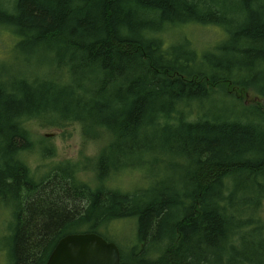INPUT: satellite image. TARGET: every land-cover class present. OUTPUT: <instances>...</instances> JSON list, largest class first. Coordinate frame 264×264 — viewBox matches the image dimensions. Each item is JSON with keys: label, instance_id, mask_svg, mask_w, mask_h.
<instances>
[{"label": "trees", "instance_id": "trees-1", "mask_svg": "<svg viewBox=\"0 0 264 264\" xmlns=\"http://www.w3.org/2000/svg\"><path fill=\"white\" fill-rule=\"evenodd\" d=\"M188 26L218 38L200 47ZM0 33L46 56L37 77L0 72L5 264H45L81 233L120 264H264V0H0ZM248 90L260 105L239 103ZM216 95L232 108L193 111ZM32 121L104 143L83 169L33 171ZM125 172L141 174L129 192L112 185ZM122 221L126 249L110 233Z\"/></svg>", "mask_w": 264, "mask_h": 264}, {"label": "rangeland", "instance_id": "rangeland-1", "mask_svg": "<svg viewBox=\"0 0 264 264\" xmlns=\"http://www.w3.org/2000/svg\"><path fill=\"white\" fill-rule=\"evenodd\" d=\"M186 33V37L192 39L193 42L200 45V47H205V45L211 44L215 39L218 38L217 30H208V27L202 26H188L182 32ZM14 40H11L7 34L0 33V72L9 77L19 76L17 70H21L24 74H33L37 77V72L39 69L43 68L46 56L38 54L24 55L21 51L16 49L13 45ZM36 73V74H35ZM246 97V98H245ZM245 97L240 98L239 103L241 105L251 106L254 99L257 97L252 91H247ZM259 100V99H255ZM260 105V100L258 101ZM233 103L230 100H225L222 95L214 96V100L202 109H196L193 111L207 112L211 111L212 108L215 109V113H224L232 108ZM191 117L198 118L192 113ZM32 133L33 148L30 153L23 155L26 162L31 170L36 171L37 169H47V167H52L57 163L63 162H73L79 164L80 168L83 169L87 163V158H94L104 140L100 142H84L81 136V130L79 125L71 124L63 128H53L49 127L42 122L32 121L29 124ZM45 135H49L48 141L44 140ZM49 150L53 151L54 156L45 157L43 154L47 153ZM79 169L78 176L82 179L90 180V170L83 171ZM46 171V170H44ZM41 174L43 172H35ZM143 173V172H141ZM141 175L140 172H125V175L121 174L120 179L113 180L112 185L120 186L126 192L133 190L137 184L136 175ZM140 183H138L139 185ZM124 192V193H126ZM11 206L5 205L0 202V264H5L6 261V248L7 240L6 233L8 232L7 224L10 220ZM113 232H110L115 238L114 242L121 246L123 249L128 248L131 245V240L133 234L135 233V226L131 221L118 222L111 226ZM116 236V237H115Z\"/></svg>", "mask_w": 264, "mask_h": 264}, {"label": "water", "instance_id": "water-1", "mask_svg": "<svg viewBox=\"0 0 264 264\" xmlns=\"http://www.w3.org/2000/svg\"><path fill=\"white\" fill-rule=\"evenodd\" d=\"M45 264H120V252L97 234H69L58 241Z\"/></svg>", "mask_w": 264, "mask_h": 264}]
</instances>
